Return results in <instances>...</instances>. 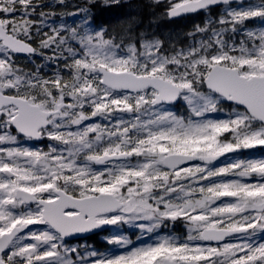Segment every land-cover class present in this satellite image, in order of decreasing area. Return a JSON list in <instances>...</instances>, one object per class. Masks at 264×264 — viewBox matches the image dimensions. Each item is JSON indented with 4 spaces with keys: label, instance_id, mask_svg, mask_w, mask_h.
<instances>
[{
    "label": "snow or ice",
    "instance_id": "1",
    "mask_svg": "<svg viewBox=\"0 0 264 264\" xmlns=\"http://www.w3.org/2000/svg\"><path fill=\"white\" fill-rule=\"evenodd\" d=\"M0 264H264V0H0Z\"/></svg>",
    "mask_w": 264,
    "mask_h": 264
},
{
    "label": "trees",
    "instance_id": "2",
    "mask_svg": "<svg viewBox=\"0 0 264 264\" xmlns=\"http://www.w3.org/2000/svg\"><path fill=\"white\" fill-rule=\"evenodd\" d=\"M119 16H120V12L118 10L105 12L103 15L99 16V21L105 23L106 25H110L114 27L118 24ZM70 22L71 21H69V23ZM198 23H201V20L196 16H192L186 19H181L175 23L170 21H161L158 31L163 33L164 35H169V34L190 30L194 24H198ZM181 231L183 230L181 229Z\"/></svg>",
    "mask_w": 264,
    "mask_h": 264
},
{
    "label": "flooded vegetation",
    "instance_id": "3",
    "mask_svg": "<svg viewBox=\"0 0 264 264\" xmlns=\"http://www.w3.org/2000/svg\"><path fill=\"white\" fill-rule=\"evenodd\" d=\"M91 242H92V243H98V242L102 243L100 237H96V238H95L93 241H91Z\"/></svg>",
    "mask_w": 264,
    "mask_h": 264
},
{
    "label": "rangeland",
    "instance_id": "4",
    "mask_svg": "<svg viewBox=\"0 0 264 264\" xmlns=\"http://www.w3.org/2000/svg\"><path fill=\"white\" fill-rule=\"evenodd\" d=\"M182 229V228H181ZM183 230V229H182Z\"/></svg>",
    "mask_w": 264,
    "mask_h": 264
}]
</instances>
